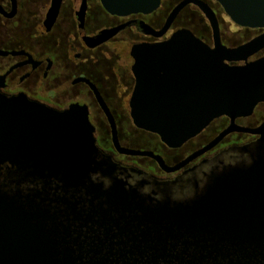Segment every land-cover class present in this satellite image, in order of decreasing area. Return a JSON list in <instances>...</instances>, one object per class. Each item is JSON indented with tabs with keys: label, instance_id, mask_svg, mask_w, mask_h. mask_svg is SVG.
Instances as JSON below:
<instances>
[{
	"label": "water",
	"instance_id": "1",
	"mask_svg": "<svg viewBox=\"0 0 264 264\" xmlns=\"http://www.w3.org/2000/svg\"><path fill=\"white\" fill-rule=\"evenodd\" d=\"M216 1L235 24L264 28V0ZM101 2L110 14L128 16L152 13L161 0ZM191 2L210 22L214 47L181 29L131 52L134 123L171 147L264 101V58L249 61L264 49V34L229 48L212 8ZM187 3L161 32H146L165 34ZM58 10L55 1L49 26ZM93 132L85 106L58 111L0 90V264H264V132L240 149L239 165L213 173L178 202L129 186Z\"/></svg>",
	"mask_w": 264,
	"mask_h": 264
},
{
	"label": "flooded vegetation",
	"instance_id": "2",
	"mask_svg": "<svg viewBox=\"0 0 264 264\" xmlns=\"http://www.w3.org/2000/svg\"><path fill=\"white\" fill-rule=\"evenodd\" d=\"M55 1L59 10L49 26ZM191 1L161 0L152 13L118 16L110 14L101 0H0V90L58 111L74 104L85 106L98 150L111 158L129 186H139L146 194L158 192L160 201L191 199L213 173L239 165L244 158L240 149L259 141L264 132V101L250 115L234 120L227 115L216 118L179 147H171L158 134L135 125L130 106L136 84L131 54L135 45L163 42L188 29L214 47L210 22ZM197 1L215 12L222 43L229 48L264 34V28L242 27L233 21L234 28L226 31L219 16L220 11L225 13L221 4ZM183 2L189 3L165 34L146 32V26L161 32ZM118 28L115 35L97 42L102 33ZM261 58L264 49L249 61Z\"/></svg>",
	"mask_w": 264,
	"mask_h": 264
},
{
	"label": "rangeland",
	"instance_id": "3",
	"mask_svg": "<svg viewBox=\"0 0 264 264\" xmlns=\"http://www.w3.org/2000/svg\"><path fill=\"white\" fill-rule=\"evenodd\" d=\"M219 16H220V18H221V21H222V23H223V26H224V29L226 30V31H229V29H233L234 27H233V22H232V20L223 12V11H220L219 12ZM203 25H204V27L206 26V22H204L203 20H202V22H201ZM204 23H206V24H204ZM190 27V26H189ZM192 28V27H191ZM240 40H242V38L240 39ZM228 41L229 42H234V40L232 39V40H230V39H228Z\"/></svg>",
	"mask_w": 264,
	"mask_h": 264
}]
</instances>
